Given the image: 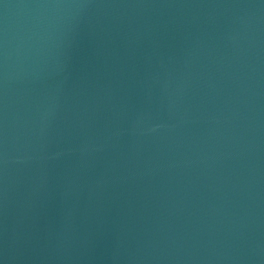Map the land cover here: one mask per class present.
<instances>
[{"label":"water","instance_id":"water-1","mask_svg":"<svg viewBox=\"0 0 264 264\" xmlns=\"http://www.w3.org/2000/svg\"><path fill=\"white\" fill-rule=\"evenodd\" d=\"M0 264H264V0H0Z\"/></svg>","mask_w":264,"mask_h":264}]
</instances>
